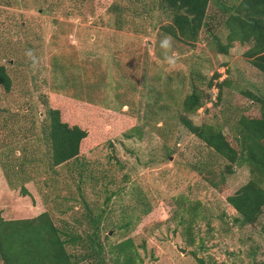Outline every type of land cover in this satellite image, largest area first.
I'll list each match as a JSON object with an SVG mask.
<instances>
[{
	"label": "rangeland",
	"instance_id": "rangeland-1",
	"mask_svg": "<svg viewBox=\"0 0 264 264\" xmlns=\"http://www.w3.org/2000/svg\"><path fill=\"white\" fill-rule=\"evenodd\" d=\"M215 1L193 43L172 38L181 59L169 71L159 47L169 16L157 0H0V65L10 79L8 92L0 86L1 219L46 212L60 230L95 233L105 250L129 239L133 264L264 260V210L239 226L225 201L247 182V168L228 165L179 121L195 88L201 106L186 117L218 128L235 147L236 120L259 116L253 97L264 102V75L243 57L246 46L215 49L225 36L221 5L236 0ZM27 49L39 57L38 71ZM47 108L86 132L77 164L55 176L43 164ZM78 170L84 203L101 218L97 230L76 191Z\"/></svg>",
	"mask_w": 264,
	"mask_h": 264
},
{
	"label": "trees",
	"instance_id": "trees-1",
	"mask_svg": "<svg viewBox=\"0 0 264 264\" xmlns=\"http://www.w3.org/2000/svg\"><path fill=\"white\" fill-rule=\"evenodd\" d=\"M209 2L210 0H157L158 8L164 9L169 16L168 22L161 26V31L182 43H193L204 25ZM213 2L219 7L215 0ZM220 10L225 15L221 21L225 36L224 43L214 39L216 51L226 54L227 48L233 43L246 46L243 57L264 75V0H236L231 5L222 4ZM211 81L207 83L208 88ZM224 83L222 80L216 84L218 92L214 97L217 100ZM0 86L5 92L10 89V79L2 65ZM252 100L259 105V116L238 117L233 130L235 147L229 144L218 128L206 124L193 125L186 117L185 114L201 106V98L195 88L182 100L184 115L179 118L180 124L190 134L228 165L238 164L247 168V182L225 198L226 203L237 215L233 222L239 226L253 224L264 210V102L255 97ZM41 130L47 142L46 162L43 160L46 165L45 172L55 176L59 173V168H74L86 132L77 126H68L62 122L58 111L52 108L46 109ZM131 131L133 128L122 135L128 137ZM77 173L79 183L76 185V191L86 209L85 217L97 230L100 215H92L84 203L80 188L82 177L79 170ZM19 193L21 196L28 195L23 185H20ZM108 198L105 197V200ZM142 213L147 214L148 209L145 208ZM260 231L264 236V225ZM190 244L188 241L187 245ZM72 249H81L82 253L75 254L71 252ZM105 257L110 260V264H133L137 254L129 239L113 244L105 250L97 241L95 233L74 236L65 227L60 230L46 212L30 219L0 218V264H78L83 261L89 264H103ZM196 263L210 264L201 258H196ZM253 264H264V260Z\"/></svg>",
	"mask_w": 264,
	"mask_h": 264
},
{
	"label": "clouds",
	"instance_id": "clouds-1",
	"mask_svg": "<svg viewBox=\"0 0 264 264\" xmlns=\"http://www.w3.org/2000/svg\"><path fill=\"white\" fill-rule=\"evenodd\" d=\"M159 47L163 51V63L167 65L169 71L174 70L181 57L179 53L173 51L174 41L171 36H165L159 41ZM25 57L30 62L33 71L39 70L40 60L33 49L25 51Z\"/></svg>",
	"mask_w": 264,
	"mask_h": 264
},
{
	"label": "water",
	"instance_id": "water-1",
	"mask_svg": "<svg viewBox=\"0 0 264 264\" xmlns=\"http://www.w3.org/2000/svg\"><path fill=\"white\" fill-rule=\"evenodd\" d=\"M183 251V250H182Z\"/></svg>",
	"mask_w": 264,
	"mask_h": 264
}]
</instances>
